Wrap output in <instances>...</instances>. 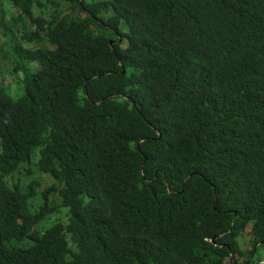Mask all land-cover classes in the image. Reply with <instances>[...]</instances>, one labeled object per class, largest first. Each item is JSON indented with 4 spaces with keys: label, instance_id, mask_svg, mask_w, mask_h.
I'll use <instances>...</instances> for the list:
<instances>
[{
    "label": "trees",
    "instance_id": "16d2710c",
    "mask_svg": "<svg viewBox=\"0 0 264 264\" xmlns=\"http://www.w3.org/2000/svg\"><path fill=\"white\" fill-rule=\"evenodd\" d=\"M7 1L0 264H255L264 0Z\"/></svg>",
    "mask_w": 264,
    "mask_h": 264
},
{
    "label": "rangeland",
    "instance_id": "374dc122",
    "mask_svg": "<svg viewBox=\"0 0 264 264\" xmlns=\"http://www.w3.org/2000/svg\"><path fill=\"white\" fill-rule=\"evenodd\" d=\"M5 4L7 5V7H10V4L7 0H4ZM111 16V13L105 14L104 18L107 19ZM1 34V32H0ZM13 63H16V60L14 61V59H12ZM11 67L13 68V66L9 65V70H12ZM5 73H7V69L5 70ZM5 77H0V84L4 87L9 86L10 85V81H9V77H11L12 75H5ZM12 81V79H11ZM11 87V88H10ZM19 89L18 83L16 86V83L12 84L11 86H9V90L10 92H12V94H15V91H17ZM18 96V95H17ZM15 97V96H14ZM30 165H26L24 166V170L23 173H17L15 177H21V185H26V183L28 182V179H34L35 181H38L39 183H41L42 185V190L47 189L48 187H50L51 185L57 184L56 180L53 179L50 175L48 174H42V175H34L32 174V167L30 169L29 168ZM11 181H14V178H11ZM33 181V182H35ZM33 205L35 208L38 207V205H40L42 203V198L40 195L35 196L34 200H33ZM69 209L68 208H62L60 211H58L57 213H53L52 215H50L47 220L41 225V230H43L44 228L42 227H51L52 225H54L55 223H57L58 221H66L67 215L69 213ZM249 238L250 236L248 234H244L242 237L239 238L238 242L241 248V251L247 250L249 247ZM252 259L255 260V264H261L262 261L264 262V247L260 246L258 247L256 253L251 257ZM244 258L239 259V264H242V260ZM231 264V263H228Z\"/></svg>",
    "mask_w": 264,
    "mask_h": 264
},
{
    "label": "built area",
    "instance_id": "2783aa9c",
    "mask_svg": "<svg viewBox=\"0 0 264 264\" xmlns=\"http://www.w3.org/2000/svg\"><path fill=\"white\" fill-rule=\"evenodd\" d=\"M261 264H264V262H262Z\"/></svg>",
    "mask_w": 264,
    "mask_h": 264
},
{
    "label": "water",
    "instance_id": "95a60500",
    "mask_svg": "<svg viewBox=\"0 0 264 264\" xmlns=\"http://www.w3.org/2000/svg\"><path fill=\"white\" fill-rule=\"evenodd\" d=\"M170 190H171V188H170Z\"/></svg>",
    "mask_w": 264,
    "mask_h": 264
}]
</instances>
